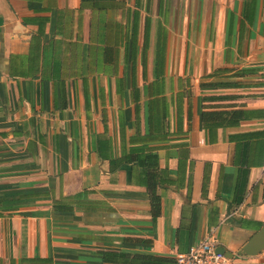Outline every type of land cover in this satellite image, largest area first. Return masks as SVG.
<instances>
[{
  "label": "crops",
  "instance_id": "0c3cea01",
  "mask_svg": "<svg viewBox=\"0 0 264 264\" xmlns=\"http://www.w3.org/2000/svg\"><path fill=\"white\" fill-rule=\"evenodd\" d=\"M208 232L264 264V0H0V264Z\"/></svg>",
  "mask_w": 264,
  "mask_h": 264
},
{
  "label": "trees",
  "instance_id": "16d2710c",
  "mask_svg": "<svg viewBox=\"0 0 264 264\" xmlns=\"http://www.w3.org/2000/svg\"><path fill=\"white\" fill-rule=\"evenodd\" d=\"M222 115H230L228 112H202L201 118L202 120L212 121L214 119L221 118ZM153 201V198H152ZM156 204L154 203V206ZM80 208L78 205V195H72L68 197H61L60 199L54 201L52 203V208L56 210H65ZM155 208V207H154ZM85 209V208H83ZM91 210V209H89ZM101 259L104 261H113L117 260L119 262H124L127 264H174V260L165 257L158 256L148 253H131V252H103L100 253Z\"/></svg>",
  "mask_w": 264,
  "mask_h": 264
},
{
  "label": "built area",
  "instance_id": "2783aa9c",
  "mask_svg": "<svg viewBox=\"0 0 264 264\" xmlns=\"http://www.w3.org/2000/svg\"><path fill=\"white\" fill-rule=\"evenodd\" d=\"M217 246L219 244L212 232H208L186 252L176 255L174 264H237V255L232 254L229 258L217 252Z\"/></svg>",
  "mask_w": 264,
  "mask_h": 264
},
{
  "label": "water",
  "instance_id": "95a60500",
  "mask_svg": "<svg viewBox=\"0 0 264 264\" xmlns=\"http://www.w3.org/2000/svg\"><path fill=\"white\" fill-rule=\"evenodd\" d=\"M217 252L224 253V255L227 256V257H229V258L232 256L231 253H228L227 251H225L220 245L217 246Z\"/></svg>",
  "mask_w": 264,
  "mask_h": 264
}]
</instances>
